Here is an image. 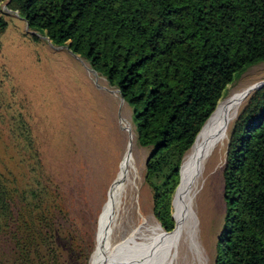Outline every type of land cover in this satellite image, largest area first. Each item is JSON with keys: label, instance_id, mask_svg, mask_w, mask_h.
<instances>
[{"label": "trees", "instance_id": "obj_1", "mask_svg": "<svg viewBox=\"0 0 264 264\" xmlns=\"http://www.w3.org/2000/svg\"><path fill=\"white\" fill-rule=\"evenodd\" d=\"M7 7L35 41L40 35L67 46L130 107L136 141L148 150L144 181L154 217L172 232V201L174 207L186 153L228 85L264 62V0H8ZM6 25L0 18V33ZM1 107L9 137L28 156L33 176L18 186L0 168V264H65L58 244L71 229L68 209L43 180L26 115ZM223 182L215 264H264V82L229 128ZM81 250L80 242L72 246Z\"/></svg>", "mask_w": 264, "mask_h": 264}, {"label": "rangeland", "instance_id": "obj_2", "mask_svg": "<svg viewBox=\"0 0 264 264\" xmlns=\"http://www.w3.org/2000/svg\"><path fill=\"white\" fill-rule=\"evenodd\" d=\"M7 1L0 0V18L7 23L0 33V103L26 115L40 149L43 180L58 191L68 209L71 229L64 245L58 244L61 259L65 264H89L97 244L100 214L123 175L127 133L122 131L120 116L131 122V109L116 89L67 46H55L40 35L35 41L26 22L7 7ZM263 81L264 62L249 67L228 85L224 97L235 89ZM7 118L0 117V168L10 171L18 186H24L33 176V169L31 161L24 159L28 158L24 150L13 145ZM224 143L204 163L194 195L196 239L206 264H215L216 242L225 212L223 168L228 139ZM134 152L140 169L138 188L126 190L115 237L141 215H149L160 225L153 214L151 191L144 181L148 150L135 141ZM176 190L174 207L172 201L174 227ZM78 242L82 254L72 251ZM181 251L179 262L191 264L193 255L186 244Z\"/></svg>", "mask_w": 264, "mask_h": 264}, {"label": "bare ground", "instance_id": "obj_3", "mask_svg": "<svg viewBox=\"0 0 264 264\" xmlns=\"http://www.w3.org/2000/svg\"><path fill=\"white\" fill-rule=\"evenodd\" d=\"M254 87V84H249L233 90L224 97L200 137L189 153H186L180 170V184L175 194L176 226L172 233H166L149 215H141L132 220L119 237L114 235L126 190L137 189L140 178V169L134 152L136 136L131 122L124 115L120 116L122 131L127 133L122 154L123 175L117 189L100 214L97 244L89 264H151L153 262L187 264L184 261L179 262L183 244L187 245L193 255L191 264H206L196 239L195 190L203 173L204 163L216 148H220L228 139L229 127Z\"/></svg>", "mask_w": 264, "mask_h": 264}, {"label": "water", "instance_id": "obj_4", "mask_svg": "<svg viewBox=\"0 0 264 264\" xmlns=\"http://www.w3.org/2000/svg\"><path fill=\"white\" fill-rule=\"evenodd\" d=\"M263 82H264V81H263ZM263 82H262V83H263ZM262 83L256 85V86L254 87V89H255V88H258ZM254 89H253V90H254Z\"/></svg>", "mask_w": 264, "mask_h": 264}]
</instances>
